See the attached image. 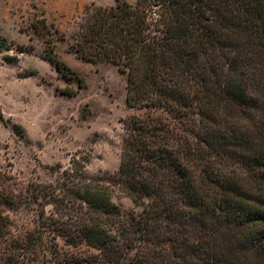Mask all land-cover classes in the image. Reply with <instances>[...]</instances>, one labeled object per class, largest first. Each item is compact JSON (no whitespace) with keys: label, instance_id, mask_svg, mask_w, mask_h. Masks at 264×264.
<instances>
[{"label":"trees","instance_id":"16d2710c","mask_svg":"<svg viewBox=\"0 0 264 264\" xmlns=\"http://www.w3.org/2000/svg\"><path fill=\"white\" fill-rule=\"evenodd\" d=\"M33 30L45 59L79 79L59 59L47 20ZM73 49L127 75L128 106L167 110L179 126L151 116L125 123L113 179L144 208L137 217L112 202V182L90 175L82 159L25 193L8 189L0 172V262L264 264V0L89 7ZM4 50L11 45L0 32ZM32 206L40 208L35 228L15 234L7 212Z\"/></svg>","mask_w":264,"mask_h":264},{"label":"rangeland","instance_id":"374dc122","mask_svg":"<svg viewBox=\"0 0 264 264\" xmlns=\"http://www.w3.org/2000/svg\"><path fill=\"white\" fill-rule=\"evenodd\" d=\"M125 1L136 5V0ZM116 3L0 0V32L11 45V50L0 51V172L11 178L8 189L25 193L31 183H55L62 175L59 166L62 171L71 167L72 160L82 159L90 175L112 182L108 183L112 202L123 213L137 217L143 212L144 208L135 205L113 179L121 164L125 123L132 117L149 116L179 123L167 110L128 106L127 75L112 63L84 61L73 49L86 9ZM150 12L157 17V9ZM43 18L52 31L58 32L55 42L59 59L83 79L82 87L79 79L67 80L45 59L44 43L33 30L35 22ZM19 45L33 46L34 50L21 52ZM71 91L76 94L66 95ZM193 118L196 121L198 113ZM14 126L22 130L16 132ZM32 208L7 212L15 234L35 228L40 208ZM51 209L47 207V211Z\"/></svg>","mask_w":264,"mask_h":264}]
</instances>
